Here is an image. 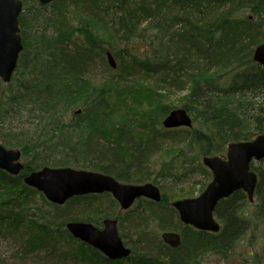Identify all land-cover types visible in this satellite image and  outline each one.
Returning a JSON list of instances; mask_svg holds the SVG:
<instances>
[{
    "label": "trees",
    "instance_id": "16d2710c",
    "mask_svg": "<svg viewBox=\"0 0 264 264\" xmlns=\"http://www.w3.org/2000/svg\"><path fill=\"white\" fill-rule=\"evenodd\" d=\"M22 4L23 49L11 80L0 79V141L21 151L23 169L14 176L0 170V234L19 231L24 254L50 258L70 254L71 242L85 245L100 264H207L210 256L235 255L241 240L251 245L264 236V168L254 163L257 206L249 207L240 191L220 200L218 233L176 221L165 197L160 203L140 200L118 215L109 193L56 205L23 183L24 175L43 166L94 170L123 183L152 182L164 192L192 176L210 179L202 156L222 155L228 142L264 132V68L252 57L264 42V0ZM96 77L100 82L91 85ZM138 78L157 94L141 118L127 104ZM172 92L178 101L170 100ZM111 97L122 98L127 109L117 118ZM178 107L190 114L192 126L164 128L162 119ZM169 144L179 149L152 173L151 156ZM114 216L131 246L125 259H107L65 227L68 221L100 225ZM124 221L133 227L130 234ZM164 230L180 231L179 246L160 240Z\"/></svg>",
    "mask_w": 264,
    "mask_h": 264
},
{
    "label": "water",
    "instance_id": "95a60500",
    "mask_svg": "<svg viewBox=\"0 0 264 264\" xmlns=\"http://www.w3.org/2000/svg\"><path fill=\"white\" fill-rule=\"evenodd\" d=\"M52 1L38 0L42 5ZM22 6L21 0H0V79L4 83L11 80L23 49L19 27ZM105 57L114 69L116 62L112 54L106 52ZM252 57L264 68V42L255 46ZM162 126L166 129L191 127L192 118L184 108H173L162 119ZM261 159H264V133L250 140L230 141L224 158L219 155L202 156L201 162L212 176L199 195L171 202L180 222L197 230L219 232L221 225L214 216L215 207L221 199L237 190H242L252 201L257 174L250 169V163ZM22 168L21 151L7 148L0 141V169L17 175ZM23 183L41 192L47 201L56 205L64 204L73 196L104 192L110 193L122 210L129 208L138 198L156 203L161 200L160 189L152 182L123 183L109 174L71 166H43L27 173ZM65 227L75 239L92 246L110 260L130 255V248L120 237L116 218L103 219L101 228L85 221H68ZM160 238L172 248L181 242L176 231H162Z\"/></svg>",
    "mask_w": 264,
    "mask_h": 264
},
{
    "label": "rangeland",
    "instance_id": "374dc122",
    "mask_svg": "<svg viewBox=\"0 0 264 264\" xmlns=\"http://www.w3.org/2000/svg\"><path fill=\"white\" fill-rule=\"evenodd\" d=\"M73 15V14H71ZM74 22V21H73ZM20 27V26H19ZM15 71V70H14ZM99 73V71H98ZM99 76V75H98ZM100 77H96L94 81L91 83V85H98ZM142 79L138 78L136 80H133V84L130 86L131 93L128 95L130 98L127 101V104L129 105V108L133 110V112L137 113L134 116L141 118L143 116L142 114H146L149 112V109L155 105V102L157 100V94L153 91L145 88V85L143 84ZM113 96V95H111ZM112 98V99H111ZM111 106H113V117L117 118L119 117L121 111H125L124 108H121L122 102L120 100L122 98L115 99L114 97H111ZM169 98L173 102H176L179 100L178 95L175 93H169ZM133 116V115H132ZM133 116V117H134ZM179 149V145L177 144H169L166 145L163 149L155 152L151 158H150V168L152 170V173L157 172L164 161H167L170 159L176 151ZM255 166L259 168H264V162L257 161L254 163ZM209 179L203 178L201 176H192L191 179L183 184H180L174 188H169L165 192L161 190L162 197L166 199V204H169L173 200L180 199V198H186V197H195L199 195L206 184L208 183ZM185 194V195H180ZM129 211V210H128ZM115 212L118 215L124 214V211H120L118 208L115 209ZM129 213H126V216ZM117 215V216H118ZM175 219L178 221V217L176 212H174ZM115 217V216H114ZM102 222V221H101ZM263 225V224H262ZM98 228L102 227V223L100 225H95ZM118 229L119 232H122V229H120V225L118 222ZM123 231L127 234H130L133 232V227H128L127 223L123 222ZM258 234H262L260 231H258ZM22 236L19 231L11 232V231H4L0 234V264H100L98 261L91 260L90 251L88 250L87 246L80 245L78 243L71 242V251L69 253H65L63 257L61 256H55L53 258L46 257L44 252H39L35 254H24L21 251V243H22ZM123 241L125 239L122 238ZM246 242V241H245ZM241 245V250L245 252H250L251 248L248 242H246ZM63 243L66 245L65 241ZM79 243H81L79 241ZM258 243V244H257ZM257 243H254L253 250L255 249V252H257L256 255L248 256V258L242 259L240 257L239 253L236 252L235 255H231L229 258L223 259L219 256H210L207 257L205 262L207 264H264V236L257 238ZM129 246V244H127ZM68 246V245H67ZM240 247V246H239ZM75 252V253H74ZM79 258H77V257ZM131 262V261H130ZM127 262V264H134V262L130 263Z\"/></svg>",
    "mask_w": 264,
    "mask_h": 264
},
{
    "label": "flooded vegetation",
    "instance_id": "af4514ba",
    "mask_svg": "<svg viewBox=\"0 0 264 264\" xmlns=\"http://www.w3.org/2000/svg\"><path fill=\"white\" fill-rule=\"evenodd\" d=\"M225 154H226V149H225V152H224V154H222V156L223 157H225ZM260 161H262V162H264V159H261ZM257 174V173H256ZM257 183H258V175H257ZM257 186V185H256ZM237 191H240L242 194H243V196H244V198H245V201L247 202V204H248V206L249 207H251V208H255L256 206H257V202H258V200H257V189L255 188V190H254V194H253V199H252V201H250V200H248V198H247V196L245 195V193L242 191V190H237ZM237 191H235V192H237ZM234 192V193H235ZM233 193V194H234ZM233 194H231L229 197H231ZM229 197H227V198H224L223 200H225V199H228ZM140 200H146V201H151L150 199H147V198H140V199H138V200H136L133 204H135V203H137L138 201H140ZM131 205L129 208L131 209L134 205ZM128 208V209H129ZM129 209V210H130ZM128 210H126V211H124V212H127ZM214 215H215V213H214ZM177 217H178V214H177ZM215 217H216V215H215ZM217 218V217H216ZM218 219V218H217ZM179 220V219H178ZM218 221H219V223H220V225H221V228H222V224H221V222H220V220L218 219ZM244 240H241L240 242H239V244L237 245V248H236V251H237V253H239V254H237V255H239L240 257H242V255H243V257H242V259H245V258H248V256H253V255H256L257 254V252H255V249L253 250V247H254V244L253 245H251L250 246V248H251V250H250V252H245L244 250L242 251L241 249V245L242 244H244ZM246 243V242H245ZM255 244L257 243V239L255 240V242H254ZM258 244V243H257ZM250 245V244H249ZM240 246V247H239Z\"/></svg>",
    "mask_w": 264,
    "mask_h": 264
},
{
    "label": "bare ground",
    "instance_id": "6f19581e",
    "mask_svg": "<svg viewBox=\"0 0 264 264\" xmlns=\"http://www.w3.org/2000/svg\"><path fill=\"white\" fill-rule=\"evenodd\" d=\"M7 148H9V147H7ZM21 161H22V159H21ZM22 163H23V161H22ZM22 169H23V168H22ZM0 170H1V169H0ZM2 171H3V170H2ZM4 172H5V171H4ZM13 176H14V175H13ZM24 176H25V175H24ZM25 185H26V184H25ZM155 185H156V184H155ZM157 186H158V185H157ZM158 187H159V186H158ZM159 189H160V188H159ZM38 192H39V191H38ZM160 192H161V189H160ZM40 193H41V192H40ZM100 194H102V193H100ZM78 196H81V195H78ZM73 197H75V196H73ZM73 197H71V198H73ZM71 198H69V199H71ZM69 199H67L66 201H68ZM138 199H140V198H138ZM138 199H136V200H138ZM136 200H135V201H136ZM161 200H162V193H161ZM161 200H160V202H161ZM66 201H65V202H66ZM135 201H134V202H135ZM173 201H174V200H173ZM48 202H49V201H48ZM65 202H64V203H65ZM134 202H133V203H134ZM160 202H158V203H160ZM135 204H136V203H135ZM135 204H133V205H135ZM62 205H63V204H62ZM106 218H108V217H106ZM104 219H105V218H104ZM102 221H103V220H102ZM65 225H66V224H65ZM94 225H95V224H94ZM24 230H26V229H24ZM26 231H27V230H26ZM176 232H178L179 235H180V231H179V230H177ZM180 238H181V235H180ZM129 248H130V250H131V246H130V245H129ZM131 251H132V250H131ZM130 254H131V252H130ZM54 257H55V256H54Z\"/></svg>",
    "mask_w": 264,
    "mask_h": 264
}]
</instances>
